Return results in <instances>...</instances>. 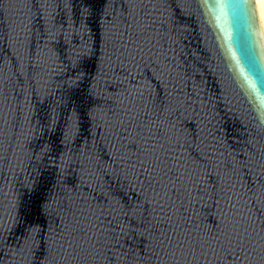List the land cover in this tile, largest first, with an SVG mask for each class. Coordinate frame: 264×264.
Masks as SVG:
<instances>
[{"label":"water","instance_id":"95a60500","mask_svg":"<svg viewBox=\"0 0 264 264\" xmlns=\"http://www.w3.org/2000/svg\"><path fill=\"white\" fill-rule=\"evenodd\" d=\"M91 3L92 15L85 21L87 37L102 49L98 39L102 31V0ZM115 4L117 12H121L126 0H115ZM88 6L85 0H0V139L4 141L0 150V229H6L2 234L12 250L23 242L21 226L29 219L27 212L34 220L44 219L35 213L38 196L59 197L51 161L38 166L30 160L39 144L52 138V133L41 125L46 122L53 97L58 99L60 95L54 91L53 97H46L42 91L46 84L55 89L56 73L48 65L38 66L40 46L48 38L46 29L52 25L65 30L69 25L79 28L83 10ZM133 11L141 28L146 29L140 41L143 59L137 57L134 63L125 60L113 65V73L107 83L101 82V88L111 92L112 76L120 77L124 84L117 91L122 93V106H126L138 87L150 85L151 95L145 96L144 103L154 129L160 123L157 114L165 115L162 109L170 101L177 105L179 111L171 115L174 128L161 132L170 135L174 131L180 137L183 147L178 151L184 153L183 158L206 152L212 159H223L230 153V158L250 159V163L234 176L225 175L222 170L218 177L209 169L211 178L199 186L177 183L175 191L169 188L170 199L165 205L169 235L179 231L190 240L206 238L211 248L206 247L204 255L199 250L189 255L186 246L174 255V250L150 251L147 242L142 244L143 238L133 232L119 237L117 246L101 248L96 241L115 221L108 215L110 209L100 197V190L81 186L77 202L82 199L84 210L95 213L88 216L87 234H81L80 242L87 252L69 255L70 249L62 251L54 264H260V257L254 252L245 258L244 254L224 251L216 245L217 239H222L220 228L225 216L231 218L243 212L250 215L258 229L264 226V37L255 0H139ZM174 20L182 25L179 32ZM58 40L56 47L62 49V36ZM29 51L31 64L27 62ZM100 60L101 52L90 60L89 66L95 65L93 75ZM129 91L132 97L128 96ZM76 103L79 99L74 97L56 108L57 143L69 127V105ZM103 136V128L86 124L76 133L71 146L83 148L95 140L101 159L111 164L114 148L103 141ZM175 159L181 157L177 155ZM146 174L138 170L139 178L131 185L136 193H140ZM37 181L38 195L32 191ZM222 186H231L232 191L225 195L220 191ZM130 198L135 200L131 192ZM67 220L70 223L71 217ZM64 223L65 217L61 216L51 226L59 229ZM0 264L47 261L39 248L30 258L15 251L8 254L5 249L0 252Z\"/></svg>","mask_w":264,"mask_h":264},{"label":"snow or ice","instance_id":"6c2138e0","mask_svg":"<svg viewBox=\"0 0 264 264\" xmlns=\"http://www.w3.org/2000/svg\"><path fill=\"white\" fill-rule=\"evenodd\" d=\"M85 2L89 6L83 10L80 27L69 25L65 30L63 26L56 28L52 25L47 28L48 38L42 42L38 53V66L48 65L56 73L53 80L55 89L46 84L42 89L44 95L53 97L54 91H58L60 95L58 99L53 97V103L46 114V122L41 125L45 131L52 133V138L40 143L30 160H34L38 166L51 161L55 168V188L59 197L38 196L34 202L35 213L37 217L44 219L34 220L31 218V212L26 213L29 219L21 226L23 242L18 244L15 250L9 248L7 237L2 234L6 229H0V252L8 249V254L15 251L16 254L30 258L39 248L47 264H54L62 251L67 252L70 249L69 255L87 252L81 245L80 241L83 239L81 234H87L88 216L95 213L86 212L82 207L85 201L81 199L78 203L77 197L81 186H89L94 190H100V197L106 201L110 209L108 215L115 221V224L102 235V239L96 241L101 248L117 246L119 237L133 232L143 238L142 244L147 242L150 251L156 248L174 250V255L175 251L186 246L189 255H194L196 250L204 255L205 248H211L206 238L190 240L179 231H172L169 235L170 220L165 210V205L170 199L168 190L171 187L175 191L177 183L199 186L211 178L209 169L214 170L218 177L222 170H225V175L234 176L248 167L250 159L241 161L230 158V153L223 156L222 152L220 155L223 159H212L206 152H201L195 157L183 158L184 153L178 151L183 147L180 137L174 131L170 135L168 132H161V129L174 128L171 115L179 111L177 105L170 101L162 109L165 115L157 114L156 118L160 123L159 127L154 129L152 118L145 112L144 103L145 96L151 95L150 85L138 87L134 97L129 91L128 96L132 99L126 106H122V93L117 91L124 84L120 77L112 76L111 92L103 90L101 82H108L109 76L113 73V65L125 60L134 63L137 57L143 59L141 53L144 49L140 46V41L146 29L141 28L133 11L139 0H126V6L121 12H117L115 0H102L100 11L102 31L98 37L102 49L97 48L87 37L88 28L85 23L88 16L92 15L93 4L91 0ZM177 7L180 5L177 4ZM129 17L132 18V23H129ZM173 24L175 30L179 32L182 28L180 21L174 20ZM58 36H62L64 41L62 49L56 47L59 43ZM20 43L27 48L22 41ZM97 52H101V60L99 68L93 75L95 65L92 67L89 65ZM27 62L32 63L30 51ZM74 97L79 99V103L69 105L72 108L69 127L63 131V138L57 143L56 108L72 101ZM142 113L144 118H141ZM86 124L96 129L103 128V141H107L114 148L110 157L111 164H106L101 159L95 140L91 145L85 143L83 148L71 146L76 133ZM3 144V139H0V150L3 149ZM177 155L181 159H175ZM138 170L147 173L140 193H136L131 187L139 178ZM106 177L111 179L106 180ZM39 187L37 181L36 187L32 189L37 195ZM184 191L187 192L186 187ZM220 191L227 195L232 191V187L222 186ZM130 192L135 196L134 201L130 198ZM71 193H75L76 196ZM215 194L214 190L213 195ZM235 195L239 196L238 193ZM61 216L65 217V223L59 229L53 228L51 224L56 223L57 218ZM69 216L70 223L67 220ZM47 221L51 223H46ZM220 237L222 239L218 238L216 241L220 249L237 251L238 254H244L245 258H248L249 252H254L259 255L260 264H264V226L258 229L250 215L237 212L231 218L225 216L220 228ZM141 260L144 261V257H141Z\"/></svg>","mask_w":264,"mask_h":264},{"label":"bare ground","instance_id":"6f19581e","mask_svg":"<svg viewBox=\"0 0 264 264\" xmlns=\"http://www.w3.org/2000/svg\"><path fill=\"white\" fill-rule=\"evenodd\" d=\"M259 24L264 37V0H255Z\"/></svg>","mask_w":264,"mask_h":264}]
</instances>
